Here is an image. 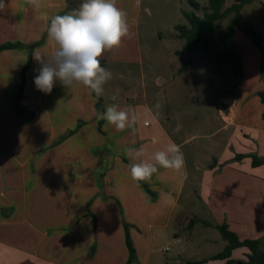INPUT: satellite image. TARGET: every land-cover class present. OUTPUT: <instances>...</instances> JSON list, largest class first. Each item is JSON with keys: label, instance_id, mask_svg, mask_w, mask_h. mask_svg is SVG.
Instances as JSON below:
<instances>
[{"label": "crops", "instance_id": "obj_1", "mask_svg": "<svg viewBox=\"0 0 264 264\" xmlns=\"http://www.w3.org/2000/svg\"><path fill=\"white\" fill-rule=\"evenodd\" d=\"M81 3L39 0L33 7L6 0L0 11V46L17 45L0 51V264H244V247L225 260H209L220 252L188 255L199 226V246L220 241L224 249L223 224L239 241L258 240L264 252V164L254 167L250 158L264 160V112L255 113L253 125L240 102L222 98L223 126L210 135L217 140L203 158L196 147L184 149L181 119L152 106L162 91H147L144 83L124 95L111 87L108 99L100 96L103 112L115 104L137 117L123 131L99 119L103 112L82 85L57 81L50 94L36 88L34 55L54 51L46 31L51 18ZM141 3L116 0L127 13L129 36L100 58L111 81L142 69ZM170 143L180 146L184 167L158 166L149 181H133L129 165L155 163V152ZM169 246H176L174 255L162 257Z\"/></svg>", "mask_w": 264, "mask_h": 264}, {"label": "rangeland", "instance_id": "obj_2", "mask_svg": "<svg viewBox=\"0 0 264 264\" xmlns=\"http://www.w3.org/2000/svg\"><path fill=\"white\" fill-rule=\"evenodd\" d=\"M141 1L139 37L142 69L134 67L125 79L108 81L104 85L103 96L108 99L111 87H117L118 94L124 95L130 89L140 90L143 83L147 91H162L160 102H151L152 106L159 104L161 112L166 109L172 117L178 121L181 119V138L188 140L184 149L191 151L196 147L205 158L208 155L204 150L206 145L217 140L210 135L223 126L218 110L219 105L223 106L222 98L234 97L240 102L241 111L244 110L243 116L249 118L253 125L258 122L254 118L255 113L264 112V103L260 102L259 96V93H264L262 55L242 32L237 31L235 43L242 58V78L235 87L237 80L226 63L221 62V67L217 70L209 64H203L197 56L184 50L185 41L178 37L175 30L176 26L187 24L183 16L185 12L202 17L209 0H195L201 5V10L194 9L188 0ZM234 1L226 0V6ZM242 15L243 23L252 25L264 35V0H255L245 5ZM232 17L230 15L219 22L223 30ZM217 41L218 38L215 37V42ZM187 60H190V65L187 70L181 71ZM224 116L226 115L223 118L227 120ZM202 231L203 227L196 228L194 242L187 245L188 255L198 252L208 257L221 252L223 243L220 241L198 245V234ZM175 250L176 246H169V252L161 255L172 257Z\"/></svg>", "mask_w": 264, "mask_h": 264}, {"label": "clouds", "instance_id": "obj_3", "mask_svg": "<svg viewBox=\"0 0 264 264\" xmlns=\"http://www.w3.org/2000/svg\"><path fill=\"white\" fill-rule=\"evenodd\" d=\"M27 3L39 7V0H27ZM5 7L6 0H0V11ZM46 31L54 51L46 56L34 55L40 64L34 78L36 88L50 94L59 81L65 88L79 84L97 97L102 96L104 85L112 79V73L101 66L100 58L106 51L118 48L122 39L129 36L127 13L117 7L116 0H82L78 9L52 17ZM99 119L117 131H123L131 127L137 117L113 104L99 114ZM127 151L136 150L129 148ZM140 155L141 152L136 151V156ZM153 160L155 163L140 160L130 164L132 180L137 183L149 181L158 171V166L178 171L185 164L183 152L175 143L155 152Z\"/></svg>", "mask_w": 264, "mask_h": 264}, {"label": "trees", "instance_id": "obj_4", "mask_svg": "<svg viewBox=\"0 0 264 264\" xmlns=\"http://www.w3.org/2000/svg\"><path fill=\"white\" fill-rule=\"evenodd\" d=\"M188 1L194 9L201 10V5L195 0ZM253 1L255 0H235L232 4L226 6V0H209L202 17L185 12L183 16L187 24L175 27V30L178 32V37L185 41L184 50L190 55L197 56L203 64H209L215 70L220 69L221 62L226 63L233 77L237 80L234 84L235 87L239 85L242 78V58L235 43L237 31L242 32L252 45L257 48L262 55V62L264 63V37L262 31L255 29L248 23H243L242 9L245 5ZM230 15H233V17L226 29L223 30L219 22ZM215 37L218 38L217 42H215ZM15 47L17 45H3L0 46V51ZM190 63V60H187L180 70H187ZM91 94L97 100L96 109L103 112L101 98L97 97L93 92ZM259 96L261 102L264 103V93H259ZM244 157L241 156L239 158ZM250 158L252 159V165L254 167L264 164V160L256 156H250ZM147 192L150 195V191L147 190ZM203 224L206 225L207 223L203 222ZM218 230L222 238L227 242V245L222 252L211 257L209 260L229 259L233 250L244 247L249 250V254L247 255L248 261L244 264H264V252H262L258 240L239 241L235 234L230 232L224 224L219 226ZM127 246L130 254L129 261H132L134 251L128 240ZM206 261L187 262L185 264H202ZM227 264H232V261H229Z\"/></svg>", "mask_w": 264, "mask_h": 264}, {"label": "built area", "instance_id": "obj_5", "mask_svg": "<svg viewBox=\"0 0 264 264\" xmlns=\"http://www.w3.org/2000/svg\"><path fill=\"white\" fill-rule=\"evenodd\" d=\"M148 123H146V125H147ZM176 242H178V240L176 241ZM164 251H168V247H166L165 249H164Z\"/></svg>", "mask_w": 264, "mask_h": 264}, {"label": "water", "instance_id": "obj_6", "mask_svg": "<svg viewBox=\"0 0 264 264\" xmlns=\"http://www.w3.org/2000/svg\"><path fill=\"white\" fill-rule=\"evenodd\" d=\"M237 264H243L242 262H238Z\"/></svg>", "mask_w": 264, "mask_h": 264}]
</instances>
